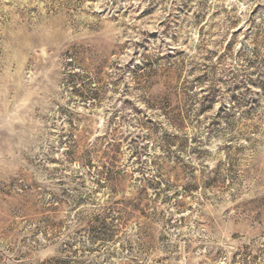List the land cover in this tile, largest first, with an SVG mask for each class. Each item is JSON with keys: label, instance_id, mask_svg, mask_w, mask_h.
Returning <instances> with one entry per match:
<instances>
[{"label": "rangeland", "instance_id": "1", "mask_svg": "<svg viewBox=\"0 0 264 264\" xmlns=\"http://www.w3.org/2000/svg\"><path fill=\"white\" fill-rule=\"evenodd\" d=\"M0 264H264V0H0Z\"/></svg>", "mask_w": 264, "mask_h": 264}]
</instances>
